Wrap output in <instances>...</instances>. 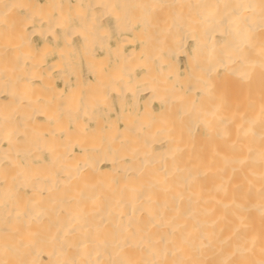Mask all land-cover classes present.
Wrapping results in <instances>:
<instances>
[{"label": "bare ground", "instance_id": "1", "mask_svg": "<svg viewBox=\"0 0 264 264\" xmlns=\"http://www.w3.org/2000/svg\"><path fill=\"white\" fill-rule=\"evenodd\" d=\"M0 264H264V0H0Z\"/></svg>", "mask_w": 264, "mask_h": 264}, {"label": "rangeland", "instance_id": "2", "mask_svg": "<svg viewBox=\"0 0 264 264\" xmlns=\"http://www.w3.org/2000/svg\"><path fill=\"white\" fill-rule=\"evenodd\" d=\"M41 1H44V0H41ZM110 27L112 26V23H110V25H109ZM112 28V27H111ZM110 29V28H109ZM108 28L106 29V32H108V30H109ZM112 30H114L113 28H112ZM112 30H110V34H109V32H108V39L106 38V40H105V42H107L108 41V43H111L112 45H115L118 41H121L122 39H121V37L122 36H126V35H124L123 33H119V36H118V33H117V31L116 30H114V32H111ZM106 34V33H105ZM107 37V36H106ZM110 38V39H109ZM60 40V42L62 41V39H59ZM96 41V43H98L99 45H97L95 42H93V47H94V45H95V49L94 48H92L94 51L95 50H97L96 52H94L93 50H91V54H92V52H93V54L92 55H94L96 58H100V57H102L101 59H103V56L104 55H106V56H104V57H106V60L107 61H109V66L108 67H113L112 65H114V62L112 61V59H109V58H107L108 57V55H107V53H105V52H107V50L105 49V47L107 48V45H104L105 47H103V45H101L98 41L99 40H95ZM39 42V43H38ZM41 42V40H39V39H37L36 41H35V46H36V49L39 51V49L40 50H42L41 51V53H43L42 54V57H44L43 59L49 64V65H51L50 63L51 62H53V61H57L58 62V59H59V53H57V52H59L60 50L56 47V45H51V46H53L50 50L48 49L47 50V48H46V52H43V49H44V46H42V44H44V43H40ZM75 42L76 43H74L75 44V48H76V46H77V48L76 49H74L73 50V56H72V59H71V61L73 62L72 63V66L71 67H74V70H75V72H72L71 73V76H74L75 74L74 73H79L80 74V76H81V74H82V81L83 82H90V79L91 78H93V76H92V72L89 70V66L87 65V62L85 61V56H83L84 54V52H83V49L81 48L82 46H80V44H81V42H80V40H78V39H76L75 40ZM100 42H103V43H105L104 42V40L103 41H100ZM40 44V45H39ZM106 44V43H105ZM81 45H83V44H81ZM100 45L102 46V50L100 49L101 47H100ZM139 46V45H138ZM100 47V48H99ZM81 48V49H80ZM90 48H91V45H90ZM59 50V51H57V50ZM78 50V51H77ZM83 53H82V52ZM99 51V52H98ZM100 51H102V53L100 52ZM98 52V53H97ZM45 53V54H44ZM48 53V54H47ZM78 53V54H77ZM80 53H81V55H80ZM100 53V54H99ZM76 54H77V56L78 57H76ZM80 55V56H79ZM53 57H55V58H53ZM77 58V59H76ZM80 60H82V61H80ZM104 60V59H103ZM105 60V61H106ZM81 62V63H80ZM84 63V64H83ZM55 64V63H54ZM183 61L181 62V66L183 67ZM82 66V67H81ZM86 66V67H85ZM87 71V72H86ZM77 73V74H78ZM64 75H66L65 73H63ZM62 74V72L61 73H54L53 74V78H55L54 79V83L57 85L58 84V86L60 85V86H63V84L65 85V82H64V80H65V76H60V75H63ZM88 75V76H87ZM89 77V78H88ZM88 79V80H87ZM169 80H171V79H169ZM169 82V81H168ZM61 83V84H60ZM168 84H170L171 85V82H169ZM173 84V83H172ZM113 104H115L117 107H119V103L115 100L114 102H113ZM157 106H158V104H156ZM101 118H102V120L100 119L99 120V122H100V126H108L105 130H108V128L110 127V125L113 123V122H115V120L117 119V118H115L114 119V117H115V115H110V114H108V115H106L105 113H102V115L100 116ZM104 117V118H103ZM107 118V119H106ZM112 119V120H111ZM114 119V120H113ZM105 120H107V121H110V123L109 122H107V121H105ZM113 121V122H112ZM88 122V121H87ZM85 123H86V121H85ZM105 124V125H104ZM94 126H95V124H93V129H94ZM93 129H91V130H93ZM100 129H102V128H100Z\"/></svg>", "mask_w": 264, "mask_h": 264}]
</instances>
